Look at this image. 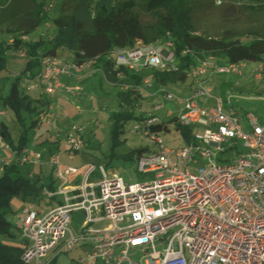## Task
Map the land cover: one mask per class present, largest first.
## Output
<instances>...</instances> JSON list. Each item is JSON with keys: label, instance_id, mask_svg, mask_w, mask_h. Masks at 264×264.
Listing matches in <instances>:
<instances>
[{"label": "built area", "instance_id": "obj_1", "mask_svg": "<svg viewBox=\"0 0 264 264\" xmlns=\"http://www.w3.org/2000/svg\"><path fill=\"white\" fill-rule=\"evenodd\" d=\"M171 47L169 42L146 44L138 39L133 49L117 52L114 68L175 69ZM247 63L200 62L190 71L195 86L181 102L177 123L193 128L192 144L167 147L151 134L155 118L131 130L152 136L157 145L156 151L137 157L139 173L153 176L150 180L128 185L102 164H91L75 185L70 177L79 169L62 164L58 154L51 155L48 165L56 189L46 187L42 193L56 206L43 215L31 207L19 215L26 240L22 262L51 264L60 254L89 247L90 252L74 264H264V115L260 121L248 113L242 121L229 102L214 94L213 85L217 76L242 74ZM255 63L252 74L262 81L264 62ZM43 66L40 75L23 82L27 91L41 84L53 95L62 77H76L84 69L56 56L45 57ZM144 83L152 87L149 78ZM165 98L172 100L169 94ZM79 131L75 126L67 136L70 159L84 149ZM240 142L245 152H239ZM229 154L233 156L225 157ZM16 156L23 166L43 163L42 153L34 150ZM90 178L94 181L89 183ZM79 211L84 219L74 233L71 214ZM103 222L109 224L95 227ZM157 240L167 247L157 250Z\"/></svg>", "mask_w": 264, "mask_h": 264}, {"label": "trees", "instance_id": "obj_2", "mask_svg": "<svg viewBox=\"0 0 264 264\" xmlns=\"http://www.w3.org/2000/svg\"><path fill=\"white\" fill-rule=\"evenodd\" d=\"M214 1L94 0L79 3L64 0L58 15L52 18L50 9L53 4L47 0H0V74L9 71L10 52H24L27 56L8 95L1 97L2 103L16 114L21 126L24 123L20 112L27 111L32 119L30 127L33 128L38 119V116L32 118L39 112L38 99L25 92L22 79L28 74L32 77L40 74L44 58L57 57L62 51L67 54L64 56L67 60L61 59L63 62L83 67L88 64L95 70H101L111 84L126 88L119 92L120 110L111 116L115 145L127 121L146 120L135 113V104L144 94L146 79L152 82V87L147 90L167 95L168 92H160V89L168 84L186 83L189 72L200 62L221 66L250 61L264 62V0L249 5L241 4L239 0H221V5ZM135 3L142 5L143 13L152 17L151 22L142 21L138 10L135 11ZM213 15L220 21L215 25L212 23L214 26L211 28L207 18ZM200 16L205 18L200 19ZM42 26L55 28L52 38L45 41L42 38L44 35H40L39 40H31L30 36ZM138 39L146 44L171 43L170 51L174 54L176 68L165 71L156 68L139 71L126 67L115 69L117 52L133 49ZM207 69L210 71L212 67ZM1 75L0 78H5ZM191 85L195 86L193 79ZM229 87L234 86L224 83L219 86V90L226 92ZM152 118L157 119V122L152 125L151 134L170 133L167 124H160L156 116L148 119ZM171 122L181 134L185 145L194 142L193 128L179 125L177 118ZM0 136L18 154L24 151L29 140L27 130H24L19 139V147H13L5 124L0 126ZM145 151L139 148L127 157H138ZM17 173V167L12 165L5 167L0 176V237H14L15 227L7 220L12 198L22 196L24 201H34L44 189L39 181ZM47 188L52 191L56 189L52 178ZM23 250L25 246L0 243V264H24L21 259Z\"/></svg>", "mask_w": 264, "mask_h": 264}, {"label": "rangeland", "instance_id": "obj_3", "mask_svg": "<svg viewBox=\"0 0 264 264\" xmlns=\"http://www.w3.org/2000/svg\"><path fill=\"white\" fill-rule=\"evenodd\" d=\"M46 1V0H45ZM64 0H47L48 3H52L53 7L50 9V17L55 18L58 15L59 7ZM76 2L94 1V0H74ZM214 1V0H213ZM238 1V0H237ZM262 0H239L241 4L249 5L251 3H258ZM215 2V1H214ZM221 5V4H220ZM142 5L135 3V11L138 10L141 19L144 22H151L152 17L143 13L141 9ZM155 12L158 13V10ZM153 13V12H151ZM156 15V14H155ZM205 18L200 16V19ZM208 26L212 28L215 24L219 23L218 17L214 15L208 17ZM214 25H213V24ZM48 27V30H47ZM40 27L30 39L35 41L39 40L40 35H44V40H50L54 33L55 28L52 26ZM47 47V44H45ZM56 57L59 61L66 59L64 52L60 51ZM9 57V71L2 75L5 78H0V126L5 124L10 132L13 147L18 148L20 145V137L24 130H27L28 139L26 147L40 148L42 145L49 144L60 156L61 163L67 166H74L79 169V173L70 177V183L77 185V179L83 177L89 165L94 164L105 167V169L111 174H115L122 178L125 184L131 185L135 183H141L146 180H150L153 176L144 175L139 173L137 169V157L128 158V154L139 148L149 151H156L157 145L151 137L144 136V134H137L131 130L139 124V121L130 120L123 126V132L120 133L114 145L112 136L113 123L111 116L113 113L120 110L119 106V92L122 88L109 83L106 80L104 73L101 70H95L88 64L84 65V69L87 71H97L95 75H92L87 81L78 86V91L71 94L67 99L62 98V102L59 106V99H55L54 104L51 106V113L44 114L43 108L45 104L43 102L37 103L39 112L37 115H33L32 118L38 116L37 122L33 128L30 127L32 119L29 113L25 110L20 112V116L24 125L18 122L16 114L7 109L1 100V97L8 95L10 86L15 79V76L20 74V70L23 67L26 59L24 52H10ZM67 60V59H66ZM256 66L255 62H248L242 71V74H227L215 77L214 82V94L222 97L226 102H229L237 112L238 117L242 121L245 120L248 113H254L260 121H263L264 115V80L260 81L255 79L252 74V70ZM83 69V70H84ZM190 73V72H189ZM36 77V76H35ZM84 77V76H83ZM82 77V79H83ZM77 82H81L82 79L75 78ZM231 83L234 87H229L226 92L219 90L221 84ZM192 78H188L184 84H168L164 87V91L168 92L172 96V100L165 98V94H155L149 90L144 91L143 96L138 99L135 104L136 116L143 118L158 117L160 124H167L170 127V133L156 134L161 138L165 145L169 148H178L185 144L181 134L176 131L175 125L171 122L174 118H177L182 109V101L187 99L191 92H193ZM24 88V87H23ZM26 91V88H24ZM126 88L122 89L125 90ZM145 90V89H144ZM45 92V91H44ZM47 94V93H46ZM45 94V95H46ZM55 94V93H54ZM53 94V95H54ZM32 98H39V92H33L30 94ZM48 95V94H47ZM50 95V94H49ZM58 100V101H57ZM46 111V110H45ZM67 116L65 123L59 122L64 120ZM60 118V119H59ZM59 119L58 122H56ZM54 121V122H53ZM80 129L78 136L84 141V149L77 154L73 160L69 159L67 151L66 140L67 136L71 133L73 127ZM57 134H59L60 141L56 143ZM76 135V133H74ZM36 139H38L36 141ZM59 145L57 148L56 146ZM239 152H245L242 142L239 143ZM14 149L10 145L6 144L0 139V168L7 163L4 167L8 166V162L11 160V151ZM60 150V151H59ZM24 152V151H23ZM22 152V153H23ZM144 152V153H145ZM233 156L231 154L225 155V157ZM217 160L221 161V157ZM16 164L21 165L17 159ZM203 167V166H202ZM46 178L41 181L44 186H48L50 183V170H44ZM30 173H33L36 178L40 176V169L29 164L22 167H18V175L28 177ZM1 176V172H0ZM94 181V178H90L89 183ZM56 206V202L51 201L44 195H40L36 200L28 199L23 200L22 196H14L10 201V214L7 216V220L15 227L14 237H0V243L14 246H26V240L21 234L22 222L19 215L23 211L32 207L37 210L41 215L45 214L47 210H50ZM83 213L73 212L71 214L70 229L76 233L80 229L83 223ZM109 223L99 224L95 226L97 229L106 227ZM157 250H163L167 247V243L164 241H156ZM90 252L89 247H81L73 250L69 253L60 254L51 264H74L81 256ZM185 253L188 251L185 249ZM53 253L50 252L48 257L42 261L47 260Z\"/></svg>", "mask_w": 264, "mask_h": 264}, {"label": "crops", "instance_id": "obj_4", "mask_svg": "<svg viewBox=\"0 0 264 264\" xmlns=\"http://www.w3.org/2000/svg\"><path fill=\"white\" fill-rule=\"evenodd\" d=\"M43 72V70H42ZM41 72V73H42ZM40 73V74H41ZM97 73V71H87V68H85L82 73L80 75H77L76 77L73 75V76H64L61 78V87L58 88V90L56 91V93L54 95H47L44 91V86H42L41 84L39 85H36V84H33L34 85V88L31 90V91H25L27 94H31L33 92H39V98H36L38 99V103L40 102H43L45 104V106L43 108H40L41 110L44 111V114L41 116L42 118L45 116V114H49L51 113V106L54 104V101L55 99H59V106L62 102V98H65L67 99V97L71 94H74L75 91H78V86H79V83L83 84L84 81H87L92 75H95ZM40 74H37V75H40ZM1 75V74H0ZM36 75H34V77L31 76V74H28V75H25V77L22 79V82L25 81L26 78H29V79H33L35 78ZM84 76V77H83ZM1 77H3L1 75ZM83 77V79H82ZM75 78H78V79H82L81 82H77ZM107 80V79H106ZM108 81V80H107ZM109 82V81H108ZM110 83V82H109ZM22 88H23V84H22ZM46 94V95H45ZM58 101V100H57ZM39 109V108H38ZM39 109V111H41ZM46 110V111H45ZM60 119V118H59ZM59 119L56 121L58 122ZM67 120V116L64 118V120H61L59 122H62V123H65ZM54 122V121H53ZM7 127V126H6ZM8 128V127H7ZM9 130V129H8ZM57 140H56V143H58L60 141L59 139V134H57ZM2 140V138H0ZM38 139H36L37 141ZM11 147V146H10ZM57 148L59 147V145L56 146ZM34 150V151H37V152H41L42 155H43V163L42 165H39V166H34V167H37L40 169V176L38 178L35 177V175L33 173H30L29 174V178H32L33 180L35 181H39V185H42L44 188H46V186H44V184L42 183L41 184V181H43L45 178H46V174L44 172V170L47 168L50 170V177L52 175V179L54 180V176H53V172H52V169L51 167L48 165V162H49V158L51 155L53 154H58L56 150L53 149V147H50L49 144H45V145H42L40 148H35V147H31V148H27L25 147L24 148V151L25 150ZM60 151V150H59ZM11 160L10 162H8V166L7 167H10L12 165H15L18 169V167H22L23 165H17L16 164V159H17V156H16V153L18 154V151H16L15 149L13 151H11ZM59 155V154H58ZM69 158V157H68ZM70 159V158H69ZM74 159V158H73ZM71 159V160H73ZM7 165V163L5 164ZM5 165H3L1 168H0V172H1V175L3 174L4 172V169H5ZM42 195H44L42 193ZM32 208V207H31Z\"/></svg>", "mask_w": 264, "mask_h": 264}]
</instances>
